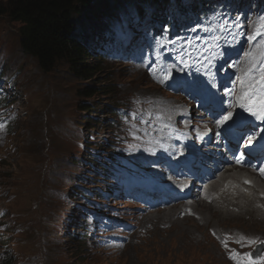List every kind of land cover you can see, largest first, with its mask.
Masks as SVG:
<instances>
[{"label": "rangeland", "instance_id": "1", "mask_svg": "<svg viewBox=\"0 0 264 264\" xmlns=\"http://www.w3.org/2000/svg\"><path fill=\"white\" fill-rule=\"evenodd\" d=\"M89 1L76 18V33L84 39L101 32L89 43L94 54L107 48L89 59L94 66L89 80L77 78L64 62L43 70L21 47L20 24L0 15V264L9 256L12 264H229L213 233L231 239L244 231H251L249 242H259L253 248L245 244L241 257L252 248L250 257L261 258L264 226L254 224V229L244 225L252 223L245 219L219 222L211 216L207 221L205 214L204 221L195 207L200 191L187 210L186 203L170 206L168 199L181 183L172 171L179 157L176 148L199 140L206 125L179 85L189 84L199 93L209 79L232 100L239 75L246 86L260 78L264 0H248L240 10L238 3L229 20L216 22L212 38L201 36L195 45V26L183 41H176L179 33L174 34L164 50L151 28L161 22L149 0ZM192 2L185 0L187 5ZM166 8L169 15L184 17L179 4L170 6L168 1ZM135 14L141 15L138 20ZM145 15L149 20L141 24ZM131 28L140 32L132 34ZM129 32L128 44L114 43ZM255 42L258 51L253 54ZM180 52L183 57L188 52L194 63L188 59L187 64ZM238 52L242 59L231 55ZM171 68L179 74L168 73ZM178 75L169 84H159ZM194 81L199 82L197 89ZM91 87L97 93L83 95ZM138 97L149 102L155 122L147 119L150 114H144L147 109ZM171 100L183 102L182 114L176 115L181 102ZM84 103L87 108L82 109ZM183 114L198 119L193 134L184 125H170L182 122L193 132L196 119L180 120ZM237 164L236 171H255ZM257 196L255 205L264 210V199ZM222 201L218 198L213 206ZM170 213L181 220H166ZM92 216L112 228L103 232L109 235L96 237L103 239L84 246L74 238L82 233L84 220L88 231H99ZM199 220L203 226L196 228ZM186 233L203 246L184 244Z\"/></svg>", "mask_w": 264, "mask_h": 264}, {"label": "trees", "instance_id": "2", "mask_svg": "<svg viewBox=\"0 0 264 264\" xmlns=\"http://www.w3.org/2000/svg\"><path fill=\"white\" fill-rule=\"evenodd\" d=\"M165 3L168 0H153ZM90 5L89 0H0V15H7L10 20L20 24L21 47L34 57L39 66L45 70H52L56 64L64 62L74 75L80 80H89L94 77V66L89 62L93 54V42L90 34L83 36L76 33V18L81 11ZM152 7V5H150ZM233 4L228 3L225 8L214 4L208 5L205 9H200L197 5L182 6L183 14L193 10V16H186L188 22L202 20L206 26L209 18L221 20L225 15L231 13ZM158 12L161 5L157 6ZM160 20L171 23L168 13H159ZM156 35L167 37L170 30H157ZM97 87L84 88L83 95L91 96ZM87 104L81 105L82 109L87 108ZM90 108H88L89 110ZM110 111L113 112L111 108ZM84 244L83 242H80ZM6 264H12V256L5 259Z\"/></svg>", "mask_w": 264, "mask_h": 264}, {"label": "bare ground", "instance_id": "3", "mask_svg": "<svg viewBox=\"0 0 264 264\" xmlns=\"http://www.w3.org/2000/svg\"><path fill=\"white\" fill-rule=\"evenodd\" d=\"M245 2L246 0L243 1V4ZM134 34H137V31H135ZM244 62L246 64V61ZM174 70L171 68L168 69L167 71L168 73L171 74H179L178 70L176 71ZM164 83L165 80L159 82V84H164ZM178 109H180V107ZM238 166L239 165L237 163L232 162V166L230 167V170L232 171L233 175H235L234 177L236 180V184H233L231 187H229V189H231L232 191H230L226 186H223L220 183L221 182L220 180L215 186H211V189H207L205 192H202L199 189H192L190 192L186 193L185 195L183 194L174 195L172 197V199L174 200L173 203H175V199L177 198L186 199L188 196L194 197L195 193L197 191H200L199 194L200 196L196 200L195 207L200 210L202 216L205 214L208 217V218L206 217L207 221L209 220V216H211V217H215V219L220 220L219 222H222L224 220L245 219L246 221L252 223L244 224V222H240L239 224L243 223L245 226L253 227L254 229L256 228L254 224L264 226V210L257 208L255 205V202L259 201V197L257 195L260 194V198L264 199V187L258 180L253 179V177L256 176L257 171H249L250 174H244L247 175V177L243 178L244 175H240V174L243 173L244 171L234 170ZM238 177H240L241 179H239ZM259 177L264 181L263 175H259ZM243 186H247L248 188H242ZM249 188H252V190H250ZM244 196H246L247 198L242 199ZM220 197L223 199V201L218 206H213V203H215L217 199ZM184 203H186L185 204L186 210L187 207H193L188 202H184ZM225 204H232L236 206L237 209L230 210L227 207H225ZM239 208L240 210H238ZM166 220L173 222L181 219L176 218L173 213H170L168 214V218H166ZM190 220L192 219H187V221ZM203 220H204V216H203ZM183 222H185V220L180 221L179 225ZM201 226H203V222L199 220V222L196 225V228H199ZM184 235H185L184 244H187V246L190 247L195 245L203 246L202 241H199L198 239L195 238H191L187 233ZM213 235L216 239L219 240L223 252L228 259L229 264H248L249 261L255 262V264H264V261L261 260V258H264V255L262 257L260 256L261 258L258 259H252L250 257V252L253 246L257 242H259L253 240L249 242L251 231H244L242 233H239L238 237L231 239L221 238L219 235L214 233ZM208 243L211 242L209 241ZM245 244L251 245L252 248L251 250H249L247 256L241 257Z\"/></svg>", "mask_w": 264, "mask_h": 264}, {"label": "snow or ice", "instance_id": "4", "mask_svg": "<svg viewBox=\"0 0 264 264\" xmlns=\"http://www.w3.org/2000/svg\"><path fill=\"white\" fill-rule=\"evenodd\" d=\"M257 34H259V33H257ZM261 80L264 81V71H262ZM260 88L262 91H264V83H262L260 85ZM241 107H245V105H241ZM249 110L251 111V109H249ZM252 114L258 115V113H256V112H253ZM259 115H260L261 119H264V110H262L261 113H259ZM229 119H231V113H229L227 116L224 117V120H229ZM220 123H223V121H220ZM261 172H262V174H264V169H261ZM261 260L264 261V258H261ZM249 264H255V262L249 261Z\"/></svg>", "mask_w": 264, "mask_h": 264}]
</instances>
